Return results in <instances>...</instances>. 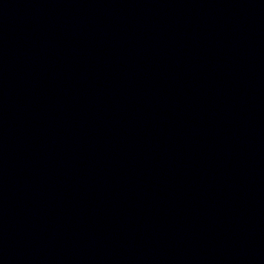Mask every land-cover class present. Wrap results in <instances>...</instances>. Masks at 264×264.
<instances>
[{"label": "water", "instance_id": "water-1", "mask_svg": "<svg viewBox=\"0 0 264 264\" xmlns=\"http://www.w3.org/2000/svg\"><path fill=\"white\" fill-rule=\"evenodd\" d=\"M0 264H264V0H0Z\"/></svg>", "mask_w": 264, "mask_h": 264}]
</instances>
